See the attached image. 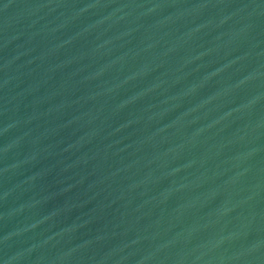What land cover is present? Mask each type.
<instances>
[{
  "label": "water",
  "instance_id": "95a60500",
  "mask_svg": "<svg viewBox=\"0 0 264 264\" xmlns=\"http://www.w3.org/2000/svg\"><path fill=\"white\" fill-rule=\"evenodd\" d=\"M0 264H264V0H0Z\"/></svg>",
  "mask_w": 264,
  "mask_h": 264
}]
</instances>
